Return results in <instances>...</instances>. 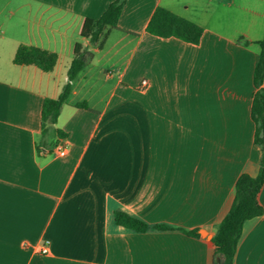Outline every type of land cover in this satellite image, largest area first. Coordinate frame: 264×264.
<instances>
[{"label": "crops", "instance_id": "crops-1", "mask_svg": "<svg viewBox=\"0 0 264 264\" xmlns=\"http://www.w3.org/2000/svg\"><path fill=\"white\" fill-rule=\"evenodd\" d=\"M3 1L0 264H214L237 179L260 167L251 105L264 0H127L103 49L81 25L116 0ZM157 7L201 26L200 43L147 33ZM77 43L94 58L69 81ZM20 45L56 53L55 69L15 64ZM68 82L56 127L69 150L58 157L39 150L41 114ZM117 210L175 230L126 229ZM235 264H264V214L245 223Z\"/></svg>", "mask_w": 264, "mask_h": 264}, {"label": "trees", "instance_id": "trees-1", "mask_svg": "<svg viewBox=\"0 0 264 264\" xmlns=\"http://www.w3.org/2000/svg\"><path fill=\"white\" fill-rule=\"evenodd\" d=\"M126 1H114L99 19L86 18L81 25V37L89 40L98 49H103L110 30L118 26ZM146 31L153 36L175 38L191 44H199L204 33V29L198 24L164 7L156 8ZM237 43L244 46L251 44L243 37L238 38ZM256 44L260 46V53L253 71L255 92L252 97L251 118L255 124L254 142L261 150L260 167L257 176L242 174L237 179L232 206L217 225V234L212 238L214 264H235V255L245 223L264 214V208L259 201V194L264 187V38ZM93 58V53L84 50L82 45L77 43L74 58L68 70L69 81H74ZM13 61L17 65L36 66L41 71L48 73L55 69L58 55L48 50L20 45ZM71 90L72 85L68 82L58 98H46L44 100L41 114L42 140L39 150L50 148L55 138L65 137V134L56 127V124ZM77 106L86 107L84 104ZM114 218L117 225L139 233L175 230L174 227L167 224L149 225L121 210L115 211ZM179 230L191 237H201L200 229L185 230L179 228Z\"/></svg>", "mask_w": 264, "mask_h": 264}, {"label": "built area", "instance_id": "built-area-1", "mask_svg": "<svg viewBox=\"0 0 264 264\" xmlns=\"http://www.w3.org/2000/svg\"><path fill=\"white\" fill-rule=\"evenodd\" d=\"M148 81L147 80H143L141 82L140 88L141 89H145L146 87H148ZM69 150V143L67 142V140L65 138H57L54 142V144L51 147V151L53 152V154H55L58 157H64L67 155ZM49 251L48 246L44 245L43 248L41 249V252L43 254H47Z\"/></svg>", "mask_w": 264, "mask_h": 264}, {"label": "rangeland", "instance_id": "rangeland-1", "mask_svg": "<svg viewBox=\"0 0 264 264\" xmlns=\"http://www.w3.org/2000/svg\"><path fill=\"white\" fill-rule=\"evenodd\" d=\"M3 3H4V1L0 0V4H3ZM0 11H1V9H0ZM9 11H10L9 8L2 9V14H3L2 17H4V15L6 16Z\"/></svg>", "mask_w": 264, "mask_h": 264}, {"label": "water", "instance_id": "water-1", "mask_svg": "<svg viewBox=\"0 0 264 264\" xmlns=\"http://www.w3.org/2000/svg\"><path fill=\"white\" fill-rule=\"evenodd\" d=\"M200 233H201V235L203 236V237H205V238H209V236H208V234H207V232L205 231V230H200Z\"/></svg>", "mask_w": 264, "mask_h": 264}]
</instances>
